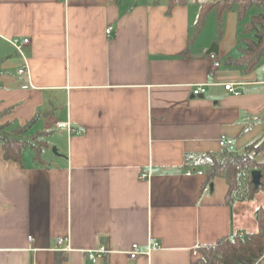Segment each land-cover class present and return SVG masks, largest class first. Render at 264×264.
Masks as SVG:
<instances>
[{
    "label": "crops",
    "instance_id": "obj_1",
    "mask_svg": "<svg viewBox=\"0 0 264 264\" xmlns=\"http://www.w3.org/2000/svg\"><path fill=\"white\" fill-rule=\"evenodd\" d=\"M199 12L169 0H0V127L32 122L24 139L46 144L42 162L27 147L21 163L0 144V264H92L99 249L96 264H195V251L258 231L264 190L228 204L225 180L206 191L196 163L223 137L240 150L264 134V63L246 75L227 67L246 20L212 13L196 35ZM11 38L30 40L29 78ZM201 84L211 86L196 97ZM58 122L84 132L68 136ZM149 239L160 249L131 261Z\"/></svg>",
    "mask_w": 264,
    "mask_h": 264
},
{
    "label": "trees",
    "instance_id": "obj_2",
    "mask_svg": "<svg viewBox=\"0 0 264 264\" xmlns=\"http://www.w3.org/2000/svg\"><path fill=\"white\" fill-rule=\"evenodd\" d=\"M197 5L200 8L198 20L195 24V34L200 33L210 14H215L221 21L224 14L235 12L238 20H246L247 14L253 8L259 12L254 14L244 24L247 38L242 39L238 48L241 56L237 59L229 58L226 66L235 68L243 74L255 71L264 61V0H169V8L177 6ZM32 125L18 127L11 133L3 132L0 127V144L4 159L21 163L22 152L31 147L35 151V159H40V150L46 146L45 142H38V137L24 139V134ZM40 136V135H38ZM197 166L206 167V181L204 187L212 189L215 179L225 180L228 191L226 202L246 201L254 199L264 190V134L240 150L228 151L222 149L219 154L200 156ZM262 173L261 185L256 188L253 184L252 173ZM205 187V188H206ZM258 231L252 234L233 235L219 240L215 245L199 250L200 257L195 264H255L264 259V208L256 212ZM66 257L57 258L55 264H63Z\"/></svg>",
    "mask_w": 264,
    "mask_h": 264
},
{
    "label": "built area",
    "instance_id": "obj_3",
    "mask_svg": "<svg viewBox=\"0 0 264 264\" xmlns=\"http://www.w3.org/2000/svg\"><path fill=\"white\" fill-rule=\"evenodd\" d=\"M111 29L107 30V34H111ZM6 41L15 49V51L22 57L24 63L23 66L19 69L18 73L21 76H27L28 78L30 77L31 70L29 66V60L26 58V55L24 53V47L30 43V40L25 38V39H19V38H11V39H6ZM208 61L210 63V67L212 70H219L222 68L223 64L221 60L218 58V56L214 53L210 54L208 56ZM221 86L224 87V90L230 94L234 95H240L241 92L239 91V88L241 84H235V83H222L220 84ZM211 86V84H201V85H196L193 87V95L196 97H199L201 95H204L207 92V88ZM55 128L57 130H65L68 134V136L84 132L83 128H77L71 125L70 122H58L55 124ZM219 146L221 149H226L228 151H235L236 150V144L233 140L228 139L226 137H223L219 141ZM204 175L202 171H195V170H190L187 172L188 176L192 175ZM151 176L148 174H143L141 175V179H149ZM206 191H209V187L205 188ZM67 240H61L60 243H64ZM67 249V248H66ZM70 247L68 245L69 250ZM160 245L157 243L154 239H149L148 245L144 248H142L138 244H133L131 247V250L128 252V256L131 261L137 260L140 256H145L150 258L153 254L154 251L159 250ZM106 251L104 249H99V250H93V251H88V260L92 264H96L98 261H101L103 259L104 254ZM194 256L200 257V253L198 251L194 252ZM260 262H257L255 264H259Z\"/></svg>",
    "mask_w": 264,
    "mask_h": 264
},
{
    "label": "rangeland",
    "instance_id": "obj_4",
    "mask_svg": "<svg viewBox=\"0 0 264 264\" xmlns=\"http://www.w3.org/2000/svg\"><path fill=\"white\" fill-rule=\"evenodd\" d=\"M257 12H259V10L257 8H253L251 11H249V13L247 14V17H246V21H249L250 18L256 14ZM262 63H264V61H262ZM254 205H257V208L256 210H258L259 208H261L262 206H264V194H260V196L258 195L257 198H255L254 200ZM261 206V207H260ZM240 212V211H239ZM239 212L236 211V219L238 218V216H240L242 213H245V212H241L240 215H239ZM245 215H249V213H245ZM249 217V216H248ZM247 217V218H248ZM250 218H248L249 220ZM256 220V218H255Z\"/></svg>",
    "mask_w": 264,
    "mask_h": 264
},
{
    "label": "water",
    "instance_id": "obj_5",
    "mask_svg": "<svg viewBox=\"0 0 264 264\" xmlns=\"http://www.w3.org/2000/svg\"><path fill=\"white\" fill-rule=\"evenodd\" d=\"M214 50V48L211 49V52ZM54 152H57V149L54 148L53 149ZM262 173L260 171H254L252 173V177H253V184L256 186V188H258L261 185V181H262Z\"/></svg>",
    "mask_w": 264,
    "mask_h": 264
}]
</instances>
